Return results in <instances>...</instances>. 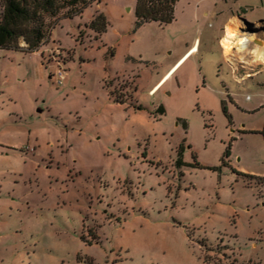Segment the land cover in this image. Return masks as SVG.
Wrapping results in <instances>:
<instances>
[{
  "label": "rangeland",
  "instance_id": "1",
  "mask_svg": "<svg viewBox=\"0 0 264 264\" xmlns=\"http://www.w3.org/2000/svg\"><path fill=\"white\" fill-rule=\"evenodd\" d=\"M135 1L92 0L52 28L41 54L64 60L61 85L0 49V264H264V70L218 75L202 40L153 87L221 0L137 27Z\"/></svg>",
  "mask_w": 264,
  "mask_h": 264
},
{
  "label": "crops",
  "instance_id": "2",
  "mask_svg": "<svg viewBox=\"0 0 264 264\" xmlns=\"http://www.w3.org/2000/svg\"><path fill=\"white\" fill-rule=\"evenodd\" d=\"M246 6L247 5L244 0H233L231 5L228 4V0H221L220 3L216 4L212 10H208V9L203 10L202 11L203 17H208L209 15H211L217 19L216 29L213 31H208V30L203 31L201 30V28L198 27L197 34L195 37H193L191 43H185L183 48L180 49L178 54L175 56V59H173V62L171 63L169 68L156 81L153 87L162 79L163 75L172 66H174L189 50L195 47V50L192 51V53L179 65V67L190 57L199 53L202 40H203V46H202V53L200 55V60L201 62L213 61L217 66L216 73L218 75L221 72V70H223L225 72L224 75L226 77L229 76L233 79L243 80V78H245L248 74L261 73L264 70V60L259 59L258 54H262L264 56V15H257L252 12L248 13ZM96 11L98 10H95V12ZM244 20H247L249 22H254L256 24L257 29L251 32H244L240 30L243 26ZM86 28L90 29L87 26ZM228 29L235 32V34L238 37H243L244 41L241 46L235 42L231 44L228 50L224 51L225 48L223 46V39ZM49 40H50V36H49ZM56 45L60 46L62 49L65 48L59 41L56 43ZM44 46L45 45L42 44L37 49L27 52L21 50H12V51H19L24 54H28L29 56L31 55L38 56V58L34 60V63H32L31 66L32 68L34 67V69L36 70L38 69L42 73L45 68L47 67L55 68L56 65L55 59L50 60L49 58L48 59L45 58V61H43L41 52ZM223 65L225 66V69L220 68V66ZM1 136H2V131H0V137ZM16 144L17 143H13L12 145H10L13 146L11 148L13 149L22 148ZM24 147L26 150H30L34 154L38 152L39 137L36 134V132L32 130L28 132Z\"/></svg>",
  "mask_w": 264,
  "mask_h": 264
},
{
  "label": "trees",
  "instance_id": "3",
  "mask_svg": "<svg viewBox=\"0 0 264 264\" xmlns=\"http://www.w3.org/2000/svg\"><path fill=\"white\" fill-rule=\"evenodd\" d=\"M92 0H0V49L33 51L50 36L52 28L62 18L80 15ZM100 0H97L99 2ZM177 0H136L134 6L135 26L155 21L161 25L174 19ZM86 26L100 35L106 30L103 12L96 11ZM23 43V44H22ZM118 102L122 98L115 96ZM136 108L140 109L141 105ZM231 151L227 143L223 156Z\"/></svg>",
  "mask_w": 264,
  "mask_h": 264
},
{
  "label": "built area",
  "instance_id": "4",
  "mask_svg": "<svg viewBox=\"0 0 264 264\" xmlns=\"http://www.w3.org/2000/svg\"><path fill=\"white\" fill-rule=\"evenodd\" d=\"M55 62L56 65L54 70L52 71L51 77L54 79L56 85H61L63 83L65 71H66L65 63L63 59H59V58H55Z\"/></svg>",
  "mask_w": 264,
  "mask_h": 264
},
{
  "label": "bare ground",
  "instance_id": "5",
  "mask_svg": "<svg viewBox=\"0 0 264 264\" xmlns=\"http://www.w3.org/2000/svg\"><path fill=\"white\" fill-rule=\"evenodd\" d=\"M244 35V34H243ZM244 39L243 37H238L235 32L232 30L228 29L227 33L223 39V46H224V51L228 50L233 43H237L238 45H242ZM233 46V45H232ZM258 58L261 60H264V56L262 54H258Z\"/></svg>",
  "mask_w": 264,
  "mask_h": 264
},
{
  "label": "water",
  "instance_id": "6",
  "mask_svg": "<svg viewBox=\"0 0 264 264\" xmlns=\"http://www.w3.org/2000/svg\"><path fill=\"white\" fill-rule=\"evenodd\" d=\"M256 28V24L254 22H249L247 20H244L243 26L240 30L244 31V32H251V31H255Z\"/></svg>",
  "mask_w": 264,
  "mask_h": 264
}]
</instances>
